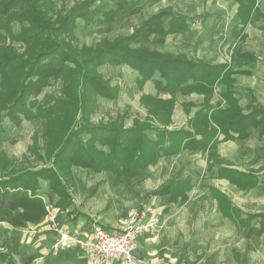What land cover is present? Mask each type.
<instances>
[{
  "label": "crops",
  "instance_id": "crops-1",
  "mask_svg": "<svg viewBox=\"0 0 264 264\" xmlns=\"http://www.w3.org/2000/svg\"><path fill=\"white\" fill-rule=\"evenodd\" d=\"M170 1L169 4L164 1L166 4L153 11L140 4V0H118L116 6L105 4L97 7L95 13L103 22L107 21L106 13L112 10L116 11L114 22L120 15H131L125 24L131 31L124 37L135 33L160 12L172 13L164 18L168 30L172 16L183 15L188 28L164 36L153 34L139 45L133 44L132 49L183 57L207 66L224 65L223 76L209 89L202 90H196L195 81L189 79L174 93L161 91L154 80L148 81L141 86L144 95H153L161 101V115L149 113L142 105L140 115L146 122L134 117L124 119L123 124L111 122L104 126H148L152 139L157 130L182 129L200 139V134L215 127L219 131L218 144L204 152L187 148L167 156L161 152L153 163L137 171L132 166L96 171L75 167L63 181L69 189L66 202L50 190L48 182L41 180L38 196L46 208L57 210V220L44 215L24 227L0 221V264H92L78 247H55L59 239L55 226L80 238L89 236L97 226L120 233L131 210L146 208L164 222L158 239L149 236L138 239L136 254L146 259L147 264H264V230L257 220L244 226L240 223V219L250 215L264 216L261 211L245 213L242 203L244 199H264V124L249 128L245 137L239 139L232 133L236 139L226 140L213 117L216 111L230 106L245 114L257 107L264 110V4L260 3L259 9V0L256 7L262 14H257L258 10L253 12L250 21L244 24L236 0ZM80 21L89 23L90 15L88 20ZM0 39L2 47L6 42L2 34ZM126 68L141 79L139 71L129 65ZM228 72L233 74L228 76ZM159 76L158 72L155 78ZM206 104L211 105L210 112L199 116ZM99 149L109 152L108 147ZM220 169L256 175L257 185L239 187L222 178ZM215 190L228 197L242 217L232 211L226 215ZM29 228L33 232H27ZM257 230L261 235L255 237ZM243 236H252L253 241L240 242ZM111 264L120 262L113 260Z\"/></svg>",
  "mask_w": 264,
  "mask_h": 264
},
{
  "label": "trees",
  "instance_id": "trees-1",
  "mask_svg": "<svg viewBox=\"0 0 264 264\" xmlns=\"http://www.w3.org/2000/svg\"><path fill=\"white\" fill-rule=\"evenodd\" d=\"M97 1L79 2L62 19L55 21L49 14L46 0H0V32H6L11 43L22 42L26 46L23 54L15 52L11 45L0 48V118H9L17 126L22 124L24 118L46 119L50 123L59 121L57 124L60 132L66 134V138L59 141L52 167L38 171L27 170L0 179V221L24 227L27 223L47 215L46 206L38 196L41 180L48 182L50 190H54L60 200L66 202L69 189L63 181L67 174L71 173L70 169L64 172L67 166L84 167L93 171L132 166L131 169L137 171L153 163L161 152L166 156L185 148L204 152L219 142V131L215 127L200 134V139H197V134L184 129L174 132L155 130L157 135L152 139L148 135L152 129L148 126L106 127L102 124L90 125L82 120L77 124L65 117L67 112L79 110L81 117H86V106L92 104L93 97L117 99L119 87L111 86L109 80L105 81L97 72L99 67L107 63L129 65L139 71L143 77L141 81L154 80L157 89L173 93L189 79L195 81L193 87L196 90L209 89L219 81L226 70L224 65L207 66L193 63L183 57H164L155 52L132 49L133 44L148 40L153 34L164 36L168 32L188 28L185 16L173 15L170 29H166L164 18L172 15L168 11L149 18L130 36L104 42V46L92 54L93 48H80L65 42L61 37L77 32L78 20H88L89 13ZM236 1L239 3L242 23L247 24L252 13L257 10V14H262L256 7L259 0ZM115 13V10L106 13L105 19L112 21ZM15 23L21 25L19 33L13 32ZM87 53L90 55L81 58L80 54ZM158 72L160 76L156 79ZM227 74L230 76L233 73ZM61 79H65L67 85L64 99L46 107H37L32 103L53 82ZM155 101L157 110L161 107V101ZM211 108V105L206 104L199 116L204 115L206 111L210 112ZM213 117L226 140L236 139L232 133L237 134L239 139L245 137L249 128L264 124V110L258 107L245 114L230 106L216 111ZM99 146L108 147L109 152H104ZM220 170L222 178L229 179L239 187L251 188L257 185L256 175L230 169ZM60 172L63 173L62 176L59 175ZM215 196L226 215L232 214L231 211L239 213L224 194L215 190ZM255 220L264 230L263 215H250L246 219H240V223L244 226Z\"/></svg>",
  "mask_w": 264,
  "mask_h": 264
},
{
  "label": "rangeland",
  "instance_id": "rangeland-1",
  "mask_svg": "<svg viewBox=\"0 0 264 264\" xmlns=\"http://www.w3.org/2000/svg\"><path fill=\"white\" fill-rule=\"evenodd\" d=\"M46 1L48 2L47 9H49V14L53 16L52 18L55 21H59L72 10L77 3L90 0ZM121 1L123 2V0ZM159 1L160 0H140V4H145L147 8H151L154 11L159 9L163 4H166V0ZM117 2L118 0H98L93 6L94 10L92 9L89 14L90 22L86 24L78 20V22H80V27L77 29V32L71 35L65 34L61 38L65 42H70L80 48H93L91 51L92 54L98 51L100 47H103L105 44L104 42H113L124 37L131 31V29L125 27V24L129 21L128 17L131 15H120L115 22H103L97 12L95 13L97 7H103L105 4L116 6L118 4ZM170 2V0H167L168 4ZM260 3L264 4V0H260L258 3L259 9L261 7ZM12 29L13 32L19 33L21 25L15 23ZM0 34H2L3 40L6 41L5 45L2 46L11 45L13 50L19 54L25 52L26 46L22 42L11 43L6 32ZM1 40L2 39H0V41ZM140 42L141 41L135 44L139 45ZM88 55L90 54H80L81 58L87 57ZM126 67V64L111 65L107 63L97 69V72L103 76L105 81L109 80L108 82L111 86H120L117 99L105 100L99 96L93 97L91 100L92 104L86 106V117H81L82 113L80 110L72 113L67 112L65 117L77 124L82 120L90 125H98L99 123L107 125L111 122L123 124L124 119L134 117H136L134 120L146 122L140 115L143 114V106L145 109L147 108L149 113L154 111L155 114H160V107L156 110L157 102L155 100H157V98L154 97V100L150 98L153 95H144V89L141 87L148 81H141L143 78L141 74V79H138L135 77V73L130 71V68ZM66 86L65 79L55 81L32 103L36 104L37 107L50 106V104L64 99L66 96ZM21 118H23L22 115ZM58 122L50 123L46 119L37 118L35 120H28L24 118L22 124L17 126L9 118H0V178H7L27 170L35 171L52 167L54 153L58 149L59 141L66 138V134L60 132L61 130L57 124ZM75 167L76 166H67L64 168V172H66L67 169H70L72 172ZM62 174V172L59 173L61 176ZM242 203L245 213L256 211L264 213V199L263 201H252V198L251 200L244 199ZM259 235L261 234H259L257 230L255 237ZM252 236H250V238ZM250 238H245V236H243L240 242L246 240L253 241Z\"/></svg>",
  "mask_w": 264,
  "mask_h": 264
},
{
  "label": "built area",
  "instance_id": "built-area-1",
  "mask_svg": "<svg viewBox=\"0 0 264 264\" xmlns=\"http://www.w3.org/2000/svg\"><path fill=\"white\" fill-rule=\"evenodd\" d=\"M47 215L52 221L57 219V210L48 206ZM164 222L154 215L151 209L131 210L123 222L121 232H109L101 226L94 227L92 233L84 238L77 234L55 226L59 239L55 247L80 248L92 264H111L118 260L120 264H147V260L140 259L136 252L139 248L138 239L149 236L156 240L159 238ZM33 232L29 228L27 232Z\"/></svg>",
  "mask_w": 264,
  "mask_h": 264
}]
</instances>
